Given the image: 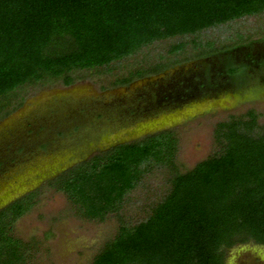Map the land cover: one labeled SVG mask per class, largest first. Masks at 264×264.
<instances>
[{"label": "trees", "instance_id": "obj_1", "mask_svg": "<svg viewBox=\"0 0 264 264\" xmlns=\"http://www.w3.org/2000/svg\"><path fill=\"white\" fill-rule=\"evenodd\" d=\"M261 14L264 0H0V118L18 90L69 86L79 73L119 63L155 42L191 36L198 43L203 31ZM204 47L200 56L238 45ZM184 48L171 46L172 58L138 66L117 83L181 63ZM258 118L250 109L219 122L218 151L183 173L174 164L177 139L168 131L93 156L50 181L82 218L101 222L121 211L149 167L171 169L168 192L147 218L133 226L119 219L117 233L89 264H225L237 245L264 246V125ZM34 195L0 211V264L29 260L30 244L8 233Z\"/></svg>", "mask_w": 264, "mask_h": 264}, {"label": "rangeland", "instance_id": "obj_2", "mask_svg": "<svg viewBox=\"0 0 264 264\" xmlns=\"http://www.w3.org/2000/svg\"><path fill=\"white\" fill-rule=\"evenodd\" d=\"M248 38L253 42L264 40V14L244 17L203 31L197 41L203 46L212 43L214 48H221L240 44V39L247 41ZM178 43L185 44L179 58H185L193 50L199 49L197 42L192 43L191 36L155 42L119 63L98 71L79 73L72 87L65 88L60 82L40 88L26 87L9 97L12 104L3 111L10 112L0 118V211L27 195L35 194L32 198L33 206L11 225L8 233L13 239L30 244L26 264H89L102 246L117 233L119 219L127 226L145 220L151 208L167 194L171 169L152 166L136 189L127 195L120 212L108 215L101 222L82 218L65 195L48 184L90 160L96 153L104 154L118 142L137 141L138 136L134 137L133 133L143 127L148 133L167 129L177 139L174 164L177 171L183 173L218 151L214 131L219 122L226 121L230 116H242L252 109L259 115L258 123L264 125V82L246 78L248 80L245 84L251 86L245 88L248 90H239L234 86L231 93L224 91L223 96L210 106L162 114L157 121L142 122L133 127L127 125L129 128L123 129L110 122L98 134L97 143L87 142L92 148L81 142V147L86 150L82 155H53L59 143L74 144L73 140L69 142L64 139L62 133L69 129L73 131L75 127L72 129L69 125L61 126L60 122H56L57 117L65 116L60 115L64 107L73 110L79 107L76 111L84 118L87 117L80 106L84 105L86 99L96 98L100 86L109 88L114 80L127 77L138 66L147 67L163 58H172L168 51ZM174 72L172 69L167 70L168 76ZM154 81L155 78L138 80L123 94L144 88ZM106 95L112 96L111 93ZM20 100H23L21 106L13 111L12 108ZM36 113L43 115L46 124L32 121L31 117ZM93 120L103 126L107 125V120H100L99 116ZM151 127L156 129L151 130ZM111 130L116 131L106 135L107 132L112 133ZM225 264H264V246L237 245L228 251Z\"/></svg>", "mask_w": 264, "mask_h": 264}, {"label": "flooded vegetation", "instance_id": "obj_3", "mask_svg": "<svg viewBox=\"0 0 264 264\" xmlns=\"http://www.w3.org/2000/svg\"><path fill=\"white\" fill-rule=\"evenodd\" d=\"M243 41V45L235 43L238 47L213 55L200 56L201 48L205 49L204 51L208 49L199 46V49H192V54L185 57L186 60L159 73L134 78L123 84L117 83L122 80V78H119L114 80L109 88L100 86L99 95L93 99H86L84 105L80 106V109L87 115L85 118L78 113V110L76 111L79 107L74 110L67 108V106L64 107V112L60 115L65 114V116H62L63 118L57 117L56 122H60L61 126L69 125L72 129L75 127L73 131L68 128L69 131L62 133L64 139L69 142L73 140L74 144H71V142L59 143L60 145L54 149L53 155L61 156L64 153L72 156L82 155L86 150L85 147H81L83 145H81V142L97 143L98 134L105 129V126H109L110 122L118 124L123 129L142 122L157 121L162 114L210 106L212 102L223 96L224 91L227 90L231 93L234 86H237L239 90L251 87L245 84L248 79L259 81V83L264 82V40L253 42L248 38L247 41ZM235 67L238 68L237 73L230 74L229 70ZM169 69L175 70L174 74L168 76L167 70ZM146 78H155V81L153 83L149 82L144 88H138L134 92L123 94V91L128 90L131 84ZM72 86L73 84L64 87L69 88ZM110 93L112 96L106 95ZM95 116H99L100 120H107L105 122L107 125L103 126L94 121ZM31 118L35 123L40 121L46 124L41 114H33ZM121 129L118 128V130ZM143 129L144 127L139 132L133 133V135L135 134L134 137L138 136L137 141L158 133L168 132L167 129H164L162 131L158 130L156 133H148L147 129ZM153 129H156V127H151V130ZM114 131L116 130H111L112 133L107 132L106 135H112ZM122 144L128 143L118 142L107 151ZM96 154L98 155V153Z\"/></svg>", "mask_w": 264, "mask_h": 264}]
</instances>
